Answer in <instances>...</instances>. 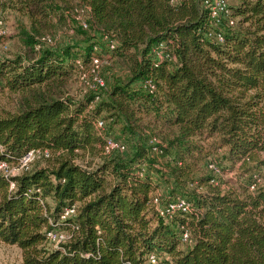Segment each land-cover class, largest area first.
<instances>
[{
  "label": "trees",
  "instance_id": "trees-1",
  "mask_svg": "<svg viewBox=\"0 0 264 264\" xmlns=\"http://www.w3.org/2000/svg\"><path fill=\"white\" fill-rule=\"evenodd\" d=\"M75 5L88 8L94 37L115 42L103 53L129 66L104 98L61 96L80 70L75 61L87 69L101 56L95 42L33 48L34 37ZM227 6L234 25L216 42L204 36L200 0H0L27 21L18 29L24 52L0 57V87L21 95L17 110L0 115V161L14 163L31 148L51 152L40 160L54 159L12 177L10 190L0 175V241L21 250L22 264H147L149 253L158 264H264V0ZM159 43L163 57L152 60L149 50ZM143 79L153 91L131 85ZM96 117L103 135L134 141L127 154L85 169L71 158L101 147ZM208 157L224 176L233 174L224 188L210 183ZM232 179L235 186H226ZM163 186L191 211L158 217L149 201ZM46 198L53 205L44 203V213L38 200ZM74 202L75 215L58 223L70 238L49 248L47 217L56 222Z\"/></svg>",
  "mask_w": 264,
  "mask_h": 264
},
{
  "label": "built area",
  "instance_id": "built-area-1",
  "mask_svg": "<svg viewBox=\"0 0 264 264\" xmlns=\"http://www.w3.org/2000/svg\"><path fill=\"white\" fill-rule=\"evenodd\" d=\"M174 1L175 0H169V3L172 4ZM82 7L86 11L85 18L80 17V15L76 12L77 11L76 8L73 9V11L76 12L73 18L77 21L78 25L84 29L87 27L86 19L88 17V8L85 6ZM200 8L204 10V12L206 13L207 22L209 24V27L206 29L204 33V36L210 40H214L216 42H222V35H221L222 28L224 26L226 27V26L234 25V20L229 14L227 0H200ZM7 35H8L7 26L3 18L0 16V43L3 38L7 37ZM98 38L102 40V43L104 44V49L106 51L113 49L115 42L111 40L107 35H99ZM52 45H53L52 38L46 33L34 37L33 48L36 50L41 48L53 50ZM161 47L162 45L161 43H159L156 46L150 48L148 55L152 60H159L163 57ZM5 48H6L5 43H1L0 49H5ZM93 49L96 50L95 45ZM98 62H99L98 57L96 56L91 57V63L89 68L90 76H91V84L88 85L89 89L99 90L100 88H103L105 86L103 79L96 74V68L98 66ZM75 63L79 66V68H81L79 60H76ZM136 86L143 88L148 92H151L154 89V85L150 79L138 80ZM92 93L95 94V92ZM104 125L105 123L101 118L96 117L93 121V127L96 130V133L102 138L100 151L104 155H108L111 152L123 151L125 149V145L122 141L116 140L111 136H105L102 134ZM155 142H156L155 138L153 137L150 138L149 143L154 144ZM50 155L51 152L47 148H31L25 150L18 157L17 161L14 163L0 161V175L8 180V189L10 190L14 186V183L11 180L12 177L20 174L23 170L29 168L31 162L41 158H48ZM77 165L80 166L79 164ZM206 167L212 173L210 183L219 184L220 178H222L224 175L220 172L219 167L215 164V162L211 159V157H208L206 159ZM142 170L140 171V174L142 173ZM253 178L256 183L261 182V178L258 175L254 174ZM252 189H253V184L249 187V190ZM38 202L42 206L43 211L45 213L44 200L39 199ZM149 202L151 206L154 208L158 217L164 220H170L172 214L175 213L176 211L189 212L192 209L191 203L185 200L183 197L176 196L173 198L172 197L169 198L163 193L158 191H155L153 193ZM76 210H77V204L74 202L62 208V210L59 212L58 219L56 222H53L51 220V217H47V223L49 226L44 231V233L46 240L48 244L52 246L51 247L52 249L60 248V245L65 243L70 238L71 235L70 231L67 229L59 228L58 223L60 221H63L67 217L74 216ZM75 228H76L75 226L71 227V229H75ZM180 235L182 242L189 241L187 230L185 229L182 230ZM146 263L158 264V257L154 253H149L146 257Z\"/></svg>",
  "mask_w": 264,
  "mask_h": 264
},
{
  "label": "rangeland",
  "instance_id": "rangeland-1",
  "mask_svg": "<svg viewBox=\"0 0 264 264\" xmlns=\"http://www.w3.org/2000/svg\"><path fill=\"white\" fill-rule=\"evenodd\" d=\"M76 12L80 15L81 18H85L86 11L81 5H75ZM73 8V9H74ZM66 11L64 12L63 18L57 19L53 18L51 21L50 29L46 30L45 33L48 34L53 41V49H61L67 45H83L85 42H95L96 51L100 52L101 56L98 57L99 62L96 68V74L101 77L104 81L105 86L100 88L99 90L89 89L88 85L91 84V76H90V66L87 69L79 68L78 73L71 76V78L66 82L64 87V92L61 95L62 98H70L72 101L80 100L82 96L86 93L95 92V94L99 98H104L105 91L112 82L125 80L129 74V66L124 61L116 60L113 58H108V55L103 53L104 44L102 40L95 36V32L89 30L88 27L85 29L81 28L77 21L73 18L76 14L75 11ZM0 16L3 18L7 29L8 35L6 38L1 40V43H5L6 48L0 49V57L2 58H10L15 54H22L25 50V46L23 44L22 37L18 34V29L20 26H23L27 29V21L24 17L19 16L17 13L13 12L7 8L0 7ZM78 27L81 30L86 31V35H78L75 32V28ZM0 43V44H1ZM137 81L131 83L132 86L136 85ZM21 95L18 92H10L5 87H0V115L13 112L19 107V99ZM92 104V103H91ZM90 104V105H91ZM96 131V130H95ZM114 137L117 136V133H112ZM123 141V140H122ZM133 139H126L123 141L125 145V149L121 152H111L108 155H104L100 151L99 144L95 145V148L91 151L86 152H77V155L73 156L71 161L75 164H79L82 168H92L96 163H98L103 157L112 156L117 154H127L133 145ZM37 159L29 165L32 167H46L52 166L54 163V159L50 160H40ZM206 172V167L204 168ZM262 174H264V170H262ZM233 176L232 173H229L226 176L220 178L219 183L221 187L224 188L223 180ZM234 180H229L227 182L230 186L235 184ZM164 186L158 189V192H161ZM162 193V192H161ZM44 203L52 207L53 202L50 198H46ZM48 247L52 246L48 244ZM160 258L158 259V261ZM0 264H22L21 260V250L15 245L6 244L0 241Z\"/></svg>",
  "mask_w": 264,
  "mask_h": 264
}]
</instances>
